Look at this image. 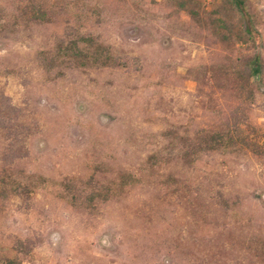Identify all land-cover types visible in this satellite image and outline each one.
<instances>
[{
  "label": "rangeland",
  "instance_id": "obj_1",
  "mask_svg": "<svg viewBox=\"0 0 264 264\" xmlns=\"http://www.w3.org/2000/svg\"><path fill=\"white\" fill-rule=\"evenodd\" d=\"M27 1L0 0V176L50 181L0 198V260L264 264V155L179 156L198 129L234 115L251 139L264 133V73L248 98L235 65L250 53L264 59V0H245L258 35L236 46L174 0H41L50 19L41 22L21 14ZM78 32L104 43L115 64L46 70L40 52ZM158 152L174 159L151 167ZM66 177H93L110 196L75 207Z\"/></svg>",
  "mask_w": 264,
  "mask_h": 264
},
{
  "label": "trees",
  "instance_id": "obj_2",
  "mask_svg": "<svg viewBox=\"0 0 264 264\" xmlns=\"http://www.w3.org/2000/svg\"><path fill=\"white\" fill-rule=\"evenodd\" d=\"M187 14L198 24L211 29L216 39L223 43L236 46L238 43L249 44L257 39L258 32L249 21V13L245 0H221L224 10H208L197 0H174ZM0 9V13H1ZM22 15L29 19L41 22L49 21L48 11L41 4V0H28L20 9ZM7 29V20L0 14V34ZM41 63L44 68L51 71L58 66L68 67H92L115 64V58L107 47L93 35H85L80 32L67 39L61 38L54 52H40ZM240 62V59H237ZM237 63V73L243 80L248 98L255 96L251 84L252 77H261L264 73V59L260 54L247 55L244 63ZM222 128L210 130L198 129L193 136L186 141L184 152L179 156L187 162H192L208 151L221 149L247 148L253 153L264 155V133L262 139H251L233 116ZM174 157L160 152L150 155L148 162L151 167L160 162H170ZM133 180V179H128ZM49 178L41 174L27 173L17 177L11 175L0 176V198L5 199L11 195L29 194L36 189L45 186ZM94 178L75 180L66 177L62 182L63 197L75 207H89L97 199H107L109 187L93 185ZM127 182V181H125ZM129 182V181H128ZM0 264H22L17 256L3 257Z\"/></svg>",
  "mask_w": 264,
  "mask_h": 264
}]
</instances>
